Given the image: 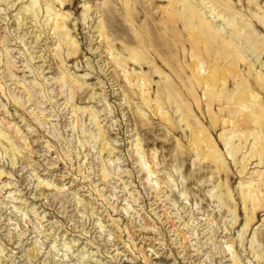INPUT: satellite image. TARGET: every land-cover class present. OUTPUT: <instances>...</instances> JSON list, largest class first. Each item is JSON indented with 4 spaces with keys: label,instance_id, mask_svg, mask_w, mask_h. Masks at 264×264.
Masks as SVG:
<instances>
[{
    "label": "rangeland",
    "instance_id": "1",
    "mask_svg": "<svg viewBox=\"0 0 264 264\" xmlns=\"http://www.w3.org/2000/svg\"><path fill=\"white\" fill-rule=\"evenodd\" d=\"M263 76L264 0H0V264H264Z\"/></svg>",
    "mask_w": 264,
    "mask_h": 264
},
{
    "label": "bare ground",
    "instance_id": "2",
    "mask_svg": "<svg viewBox=\"0 0 264 264\" xmlns=\"http://www.w3.org/2000/svg\"><path fill=\"white\" fill-rule=\"evenodd\" d=\"M35 1V3H36V1L37 0H34ZM174 1H176V0H174ZM184 2V1H183ZM34 3V2H33ZM177 3V2H176ZM176 3H175V5H176ZM189 4V3H188ZM185 5H187V2L185 3ZM178 6H179V4H178ZM29 7H31V5L29 6ZM33 7V6H32ZM172 7V6H171ZM175 7V6H174ZM193 7H190L189 8V14H190V18L192 19L193 18V16L192 15H194V12H195V10H193L192 9ZM196 8V7H195ZM194 8V9H195ZM31 9V8H30ZM179 9V8H178ZM216 9V8H215ZM22 10V9H21ZM24 10V9H23ZM23 10H22V12H23ZM215 11V10H214ZM168 12V11H167ZM24 13V16H23V18L25 17V11L23 12ZM175 13V8H172V11H171V14L170 15H173ZM183 13V12H182ZM197 14V13H196ZM218 14V13H217ZM54 15V17H53V19L54 20H56V27L60 30V29H63L64 30V27L66 26V17L65 16H63V15H61V14H59V13H55V14H53ZM168 16V15H167ZM27 18V17H26ZM188 18H189V16H188ZM196 18V17H195ZM23 20V19H22ZM26 20V19H25ZM24 21V20H23ZM228 21V20H227ZM22 23V22H21ZM229 24V23H228ZM102 25V24H101ZM104 25V24H103ZM67 27V26H66ZM105 27V26H104ZM104 27H103V29H104ZM100 28V27H99ZM103 29H101V33H102V37L104 38V40H106L107 39V35H106V33L105 32H103ZM58 30V31H59ZM208 27L207 26H205V25H202L201 26V35L202 36H204V37H206L207 36V34H208ZM61 32H62V30H61ZM64 32V31H63ZM68 32V31H67ZM99 32V31H98ZM65 34V33H64ZM109 37V36H108ZM234 37H235V35H234ZM238 37H239V39H240V37H242V34L241 33H239L238 34ZM236 38V37H235ZM238 39V40H239ZM247 39H249V38H247ZM201 40V39H200ZM242 42H244V41H242ZM241 42V43H242ZM208 43H211L210 41L208 42ZM238 43V42H237ZM245 43V42H244ZM240 46V45H239ZM211 48V47H210ZM110 49V48H109ZM250 49V48H249ZM111 50V49H110ZM241 49L239 48V47H235V55H237L238 57L235 59V60H238V61H240V58L241 59H244L243 58V55H242V52L244 53V51L242 50V52L240 51ZM251 50V49H250ZM138 52V51H137ZM229 52V51H228ZM133 54H136V53H133ZM244 56H245V54H244ZM133 57V59L134 60H136L137 62H140L139 61V57L136 55V56H132ZM222 57V56H221ZM247 57V56H246ZM116 60V59H115ZM120 62V61H119ZM136 62V63H137ZM204 62H205V60H204ZM207 62V61H206ZM199 63H201V61L199 62ZM208 63H210V62H208ZM207 63V64H208ZM235 63H236V61H235ZM204 64V63H203ZM219 65H220V62L218 63ZM237 64V63H236ZM236 64H235V76L236 77H242L243 75H242V73L240 72V71H238V68H237V66H236ZM120 65V64H119ZM205 65V64H204ZM202 66V65H201ZM209 66H210V64H209ZM198 68H199V66H198ZM222 70V69H221ZM220 70V71H221ZM224 70H225V68H224ZM201 71V70H200ZM219 69L218 68H216V67H214V69L212 70V72L207 76V74L205 75V76H207L206 78H205V83H206V85L208 86V87H213V86H215V84L217 83V81H218V78H219ZM222 72V71H221ZM260 73V72H259ZM204 75V74H203ZM132 76V75H131ZM131 76H128L127 78H128V81H129V83H130V85H132V86H137V87H139V88H143L144 87V85H146L148 82H147V79H145V77H144V75H142V74H137L136 75V83L135 84H133L134 83V76L133 77H131ZM204 76V77H205ZM131 77V78H130ZM264 77V76H263ZM244 78V77H243ZM247 78V77H246ZM134 79V80H133ZM201 79V78H200ZM204 80V79H203ZM248 80V79H247ZM250 80V79H249ZM249 80H248V82H249ZM257 81H259V80H257ZM66 82V81H65ZM67 83V82H66ZM202 83V82H201ZM203 83H204V81H203ZM204 83V84H205ZM224 83V82H223ZM244 83V85H242L243 86V88H244V90L245 91H251V89L253 88L252 87V85L250 86V84H252V83H250V84H245V82H243ZM253 83H255V85H256V82L254 81ZM254 85V86H255ZM261 86V85H260ZM206 87V86H205ZM244 90H243V92H244ZM253 90L254 89H252V93H253ZM215 91V90H214ZM147 92V91H146ZM254 95V94H253ZM255 96V95H254ZM259 97V96H258ZM248 100V99H247ZM253 100H255V99H253ZM239 101V100H238ZM256 101H258V100H256ZM244 103V102H243ZM254 103H256V102H254ZM235 104H237L236 102H235ZM249 104V103H248ZM247 104V105H248ZM251 104V103H250ZM259 104H260V102H259ZM236 106H238V105H236ZM254 106V105H253ZM256 106H257V104H256ZM242 107V106H241ZM249 107H250V105H249ZM244 108H247L248 109V107L246 106V107H244ZM243 110H245V109H243ZM255 110V109H254ZM244 112V111H243ZM246 113V112H245ZM245 113H243V115L241 116L242 118H240V119H243L244 120V116L245 115H247V113L245 114ZM254 114H255V116H256V119H257V121H258V123L259 122H261L260 121V119L262 118V114H259L258 112H254ZM239 115V114H238ZM250 115V114H249ZM251 116V115H250ZM253 117H254V115H252ZM238 118V117H237ZM255 118V117H254ZM239 120V119H238ZM237 120V121H238ZM245 120H247L246 118H245ZM255 120V119H254ZM242 120H240V122H241ZM227 122V121H226ZM255 122V121H254ZM257 123V122H256ZM256 123H254V125L256 124ZM238 124H240V123H238ZM238 124L236 123V121H235V127L236 126H238ZM256 125H258V124H256ZM260 125V124H259ZM263 125V124H262ZM243 126V125H242ZM249 126V125H248ZM247 126V127H248ZM246 127V128H247ZM252 127V126H251ZM258 127V126H257ZM262 127V126H261ZM245 128V127H244ZM254 128V127H253ZM247 130V129H246ZM249 130V129H248ZM248 130H247V132H248ZM260 130V129H259ZM253 131V130H252ZM236 132H238V131H236L235 130V133ZM246 132V131H245ZM247 132H246V134H247ZM241 133V132H240ZM250 134V133H249ZM258 134V133H257ZM236 135V134H235ZM238 135V134H237ZM243 135V134H242ZM251 135V134H250ZM250 135H247V137H249ZM255 135V134H254ZM246 136V135H245ZM258 136V135H257ZM256 137V136H255ZM258 138V137H257ZM262 138V137H261ZM246 139V138H245ZM264 139V138H263ZM256 141H259V139L258 140H256ZM261 141H262V139H261ZM260 141V142H261ZM260 142H258V143H253V144H259ZM197 143H198V141H197ZM263 143V142H262ZM261 144V143H260ZM259 144V145H260ZM199 145V144H198ZM201 146V145H200ZM262 147V146H261ZM260 149H262V148H260ZM260 152V151H259ZM253 154V153H252ZM250 155V154H249ZM250 157V156H249ZM253 157V156H252ZM246 168V167H245ZM260 184H264V181H260ZM259 186H261V185H259ZM258 187V186H257ZM258 188H263V187H258ZM258 188H257V190H258ZM247 189V188H246ZM253 190V189H252ZM252 190H243L244 191V193H243V198L246 200V199H248V198H250L251 197V194H252ZM254 193V192H253ZM253 197V196H252ZM252 198H250V200H251ZM246 202V201H245ZM30 252V251H29ZM35 255V251L33 250V254L31 255V256H34Z\"/></svg>",
    "mask_w": 264,
    "mask_h": 264
}]
</instances>
